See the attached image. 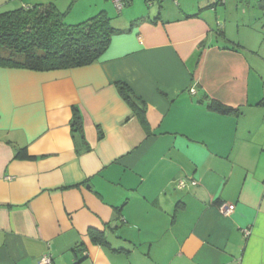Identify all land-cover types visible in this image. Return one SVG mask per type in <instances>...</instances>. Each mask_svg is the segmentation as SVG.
<instances>
[{
	"label": "crops",
	"instance_id": "0c3cea01",
	"mask_svg": "<svg viewBox=\"0 0 264 264\" xmlns=\"http://www.w3.org/2000/svg\"><path fill=\"white\" fill-rule=\"evenodd\" d=\"M94 2L121 30L97 62L0 67V264H264V0Z\"/></svg>",
	"mask_w": 264,
	"mask_h": 264
},
{
	"label": "trees",
	"instance_id": "16d2710c",
	"mask_svg": "<svg viewBox=\"0 0 264 264\" xmlns=\"http://www.w3.org/2000/svg\"><path fill=\"white\" fill-rule=\"evenodd\" d=\"M66 13L67 10L61 11L53 2L1 11L0 67L50 71L87 66L99 60L112 35L121 31L113 25L105 10L74 24L64 22ZM115 87L135 113L142 115L144 101L130 86L124 81H116ZM208 106L224 113L235 109L214 99ZM70 126L73 132H80V144H83L81 117L75 107ZM84 144L83 149L87 150L88 146ZM91 236L94 240L101 239L94 232Z\"/></svg>",
	"mask_w": 264,
	"mask_h": 264
},
{
	"label": "rangeland",
	"instance_id": "374dc122",
	"mask_svg": "<svg viewBox=\"0 0 264 264\" xmlns=\"http://www.w3.org/2000/svg\"><path fill=\"white\" fill-rule=\"evenodd\" d=\"M94 1L95 0H80L79 2L77 0L73 1L69 12H67L65 17H64V22H66L68 24H74V23L80 22L81 17H79V15L84 12V9L89 10L90 8H93L90 5H93L95 3ZM107 1L110 2L111 0H107ZM164 1L171 3L173 6L176 7V5H174L172 0H162L161 2H155L153 4L152 3L148 4L146 2V0H134V4H135V6L138 7V9H136L137 11H136V13H134L135 15L133 14V16L135 17V16L149 14V16L154 17V16H156V14L158 12L156 10L158 8V5L163 4ZM166 2H164V3H166ZM252 6H253V4H250V3L248 5L247 4L245 5V7H247V8H250ZM128 7H129V5L127 7L125 6L123 8V10L121 11L122 15L128 14L126 12V9H128ZM152 10H154V11L152 12ZM122 18H124V16L121 17V20H122ZM118 24H122V21L118 22Z\"/></svg>",
	"mask_w": 264,
	"mask_h": 264
},
{
	"label": "built area",
	"instance_id": "2783aa9c",
	"mask_svg": "<svg viewBox=\"0 0 264 264\" xmlns=\"http://www.w3.org/2000/svg\"><path fill=\"white\" fill-rule=\"evenodd\" d=\"M129 1H130V0H111V2L113 3L114 7H115L118 11H121L122 8H123V7H124ZM153 1H155V0H146L147 3H152ZM217 1H224V0H217ZM190 90H191V92H194L193 89H190ZM189 181H190V183H192V184H195V183L197 182L195 179H192V178H190ZM186 182H187V179H185V178H180V179L177 181V187L181 188V187L185 186ZM221 208H223L224 211L229 212V211H231V210L234 208V205H232V204H229V205H225V204H223V205L221 206ZM243 233H244V235H248V234H249V230H248V229H244ZM40 262H41L42 264H51L50 258H49V257H46V256L42 257V258L40 259Z\"/></svg>",
	"mask_w": 264,
	"mask_h": 264
}]
</instances>
